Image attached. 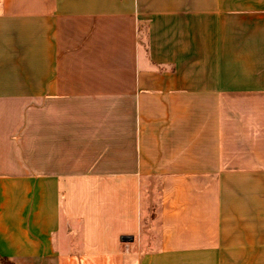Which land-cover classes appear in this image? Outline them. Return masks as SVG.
Wrapping results in <instances>:
<instances>
[{"label": "crops", "instance_id": "1", "mask_svg": "<svg viewBox=\"0 0 264 264\" xmlns=\"http://www.w3.org/2000/svg\"><path fill=\"white\" fill-rule=\"evenodd\" d=\"M0 258L264 264V0H0Z\"/></svg>", "mask_w": 264, "mask_h": 264}, {"label": "rangeland", "instance_id": "2", "mask_svg": "<svg viewBox=\"0 0 264 264\" xmlns=\"http://www.w3.org/2000/svg\"><path fill=\"white\" fill-rule=\"evenodd\" d=\"M146 193L147 214L143 221V246L141 251L147 252L157 248L160 238V219H159V185H147Z\"/></svg>", "mask_w": 264, "mask_h": 264}, {"label": "trees", "instance_id": "3", "mask_svg": "<svg viewBox=\"0 0 264 264\" xmlns=\"http://www.w3.org/2000/svg\"><path fill=\"white\" fill-rule=\"evenodd\" d=\"M3 262H5V263H8V261L7 260H5V259H2V258H0Z\"/></svg>", "mask_w": 264, "mask_h": 264}]
</instances>
